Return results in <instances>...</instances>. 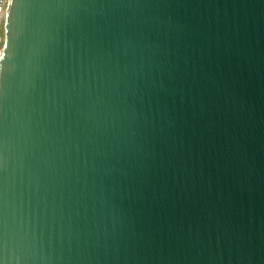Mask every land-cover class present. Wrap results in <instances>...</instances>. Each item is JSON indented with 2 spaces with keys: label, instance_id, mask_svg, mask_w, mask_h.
Returning <instances> with one entry per match:
<instances>
[{
  "label": "water",
  "instance_id": "1",
  "mask_svg": "<svg viewBox=\"0 0 264 264\" xmlns=\"http://www.w3.org/2000/svg\"><path fill=\"white\" fill-rule=\"evenodd\" d=\"M9 4L0 264H264V0Z\"/></svg>",
  "mask_w": 264,
  "mask_h": 264
},
{
  "label": "built area",
  "instance_id": "2",
  "mask_svg": "<svg viewBox=\"0 0 264 264\" xmlns=\"http://www.w3.org/2000/svg\"><path fill=\"white\" fill-rule=\"evenodd\" d=\"M9 0L0 2V39L3 40V45L6 40V14L8 9Z\"/></svg>",
  "mask_w": 264,
  "mask_h": 264
},
{
  "label": "snow or ice",
  "instance_id": "3",
  "mask_svg": "<svg viewBox=\"0 0 264 264\" xmlns=\"http://www.w3.org/2000/svg\"><path fill=\"white\" fill-rule=\"evenodd\" d=\"M13 3H14V0H13ZM11 7H12V4H9V15H8V19L6 21V27L10 26V22H11ZM3 47H4L5 50L7 49V47H8L7 42H5Z\"/></svg>",
  "mask_w": 264,
  "mask_h": 264
},
{
  "label": "clouds",
  "instance_id": "4",
  "mask_svg": "<svg viewBox=\"0 0 264 264\" xmlns=\"http://www.w3.org/2000/svg\"><path fill=\"white\" fill-rule=\"evenodd\" d=\"M0 2H6V0H0ZM2 48H3V40L0 39V52H2Z\"/></svg>",
  "mask_w": 264,
  "mask_h": 264
}]
</instances>
